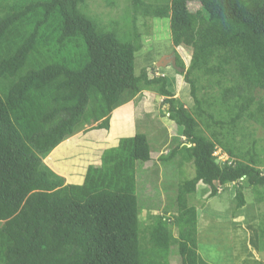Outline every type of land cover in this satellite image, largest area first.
<instances>
[{"label":"trees","instance_id":"trees-1","mask_svg":"<svg viewBox=\"0 0 264 264\" xmlns=\"http://www.w3.org/2000/svg\"><path fill=\"white\" fill-rule=\"evenodd\" d=\"M84 2L0 0V264H171L172 247L179 264H198V213L187 195L200 181L209 196L233 184L236 208L246 203L243 182L263 200L258 140L237 135L264 126V0L169 1L172 43L192 48V110L166 75L136 74L130 33L99 28ZM143 89L163 96L168 119L182 127L183 141L159 160L180 154L194 168L179 183L173 221L155 215L144 241L133 180L128 190L118 176L151 160L149 144L121 138L81 184L43 161L86 123L109 129L112 111ZM216 146L233 161L218 164ZM257 226L264 251V215Z\"/></svg>","mask_w":264,"mask_h":264},{"label":"rangeland","instance_id":"rangeland-1","mask_svg":"<svg viewBox=\"0 0 264 264\" xmlns=\"http://www.w3.org/2000/svg\"><path fill=\"white\" fill-rule=\"evenodd\" d=\"M169 1L85 0L81 10L92 23L107 32L114 29L121 38L123 34L128 37L130 33L138 47L135 73L139 74L143 68L148 69L151 77L163 73L174 96L192 110L194 101L185 78L192 48L175 47L172 43ZM189 8L195 10L197 4L191 3ZM176 55L184 68L176 65ZM259 96L264 101L263 90L259 91ZM163 99L155 90L143 89L114 109L109 129H95L96 123H86L43 159L52 170L64 176L67 183L81 184L88 167H99L105 150L117 147L121 138L135 137L139 143L149 144L151 160L134 162L132 170L125 169L118 176L123 178L128 190L133 180L140 203L142 241L147 239L148 226L155 215L173 221L179 183L194 176L193 165L181 164L180 154L164 162L159 160L160 155L167 156L184 139L182 127L168 119ZM244 132L245 136L238 134L237 138L249 140L253 135L258 140L254 160L264 172V126L248 124ZM126 163H130L129 160ZM243 183L246 203L241 208L235 206L233 184L219 187L218 194L209 196V186L200 181L196 191L187 195L188 204L195 206L198 213V264H264V251L257 245V224L264 215V188L260 189L263 200L258 201V193ZM172 231L177 235L175 226H172ZM178 258L172 247L171 264H179Z\"/></svg>","mask_w":264,"mask_h":264},{"label":"built area","instance_id":"built-area-1","mask_svg":"<svg viewBox=\"0 0 264 264\" xmlns=\"http://www.w3.org/2000/svg\"><path fill=\"white\" fill-rule=\"evenodd\" d=\"M213 155L216 157L217 161L221 164L225 163H231V159L228 157V155L222 151L220 147H216L215 151L213 152Z\"/></svg>","mask_w":264,"mask_h":264},{"label":"clouds","instance_id":"clouds-1","mask_svg":"<svg viewBox=\"0 0 264 264\" xmlns=\"http://www.w3.org/2000/svg\"><path fill=\"white\" fill-rule=\"evenodd\" d=\"M160 75H163V73L160 74ZM156 76H159V75H156ZM116 108H117V107H116ZM216 147H218V146H216ZM226 154H227V153H226ZM227 155H228V154H227ZM228 157H229V156H228ZM215 158H216V157H215ZM229 158L233 161V158H231V157H229ZM216 161H217V159H216ZM232 161H231V162H232ZM217 162H218V161H217ZM218 164H221V163L218 162ZM228 164H229V163H228ZM218 193H219V190H218Z\"/></svg>","mask_w":264,"mask_h":264},{"label":"crops","instance_id":"crops-1","mask_svg":"<svg viewBox=\"0 0 264 264\" xmlns=\"http://www.w3.org/2000/svg\"><path fill=\"white\" fill-rule=\"evenodd\" d=\"M120 106H122V105H120ZM114 111H115V110H113L111 114H113ZM110 121H111V119H110ZM255 221H256V220H255ZM255 221H254V225L256 226ZM256 227H257V226H256Z\"/></svg>","mask_w":264,"mask_h":264},{"label":"flooded vegetation","instance_id":"flooded-vegetation-1","mask_svg":"<svg viewBox=\"0 0 264 264\" xmlns=\"http://www.w3.org/2000/svg\"><path fill=\"white\" fill-rule=\"evenodd\" d=\"M174 59V58H173Z\"/></svg>","mask_w":264,"mask_h":264}]
</instances>
